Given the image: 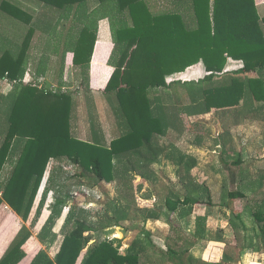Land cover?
<instances>
[{
	"label": "trees",
	"instance_id": "16d2710c",
	"mask_svg": "<svg viewBox=\"0 0 264 264\" xmlns=\"http://www.w3.org/2000/svg\"><path fill=\"white\" fill-rule=\"evenodd\" d=\"M36 1L43 11L34 18L14 4L0 0V20L6 16L27 27L21 40H11L3 35L5 26L0 23V81L12 85L7 94L0 89V175L4 166L15 160L0 181V206L5 203L17 218L26 222L49 161L66 163L75 172L68 175L63 168L51 172L41 204L48 192H52L53 201L48 207V219L36 235L40 246L32 257L26 256L22 249L31 236L30 229L22 226L0 258V264H159L161 258L151 260L148 246L141 240L122 252L103 234L112 227L124 229V223L131 219L140 218L144 222L160 219V212L142 210L136 205L131 184L135 178L150 180L154 173H146V168L150 170L160 156L165 155L173 162L180 184L191 182L192 171L198 166L196 159L177 150L167 153L161 145L169 131L175 134L186 131L188 115L242 107L239 110L248 119L261 121L264 17L257 12L259 0H165L152 6L145 0ZM69 15L72 20L68 22L71 27L66 38L57 35L55 43L52 41L47 48L52 49L51 55L60 56L61 67L70 64L79 68L80 81L75 94L23 83L36 32L54 33L55 22H65ZM103 19L109 22L112 38L108 46L96 42L98 22ZM45 55L40 59L37 76L46 73ZM105 65L114 69L101 91L115 123L110 125V137L104 136L90 115V135L76 137L72 133V120L79 100L75 97L80 91L87 95L95 89L100 73L97 70ZM196 65L205 73L197 84L168 80ZM179 86L184 91L177 94ZM150 93L154 95L151 97ZM232 151L237 152L233 144L224 145L222 159L230 157ZM242 163L238 154L232 165L238 168ZM204 173L214 175L209 169ZM115 181L124 189L112 205L113 215L106 212L94 221L86 210L80 209V204L72 202L65 218V225L70 227L63 233L55 258H50L47 250L56 240L53 227L70 196L82 188L91 191L102 182ZM261 182L264 175L257 185ZM226 196L229 203L245 198L238 190L227 191ZM199 203L197 199L181 197L173 189L164 199L170 213L186 211L188 217ZM206 205L211 206L209 201ZM195 215V236L205 239L207 216ZM253 217L258 223L257 236L264 245V205ZM13 221L14 216L9 214L0 226V246L8 235L4 229L12 227ZM36 221L35 218L31 227ZM145 235L152 240L148 232ZM149 245L157 249L154 242ZM222 260H235L227 244Z\"/></svg>",
	"mask_w": 264,
	"mask_h": 264
},
{
	"label": "rangeland",
	"instance_id": "374dc122",
	"mask_svg": "<svg viewBox=\"0 0 264 264\" xmlns=\"http://www.w3.org/2000/svg\"><path fill=\"white\" fill-rule=\"evenodd\" d=\"M5 1L25 10L26 13L34 18H37L43 11L41 3L36 0ZM58 16L52 15L55 18H58ZM71 18L72 15H69L65 22H59L58 24L55 22L54 33L37 31L34 35L33 50L41 53V58L43 53L46 54V73L51 64L55 68V71L50 73L41 87L46 90L60 91L73 95L77 91L80 81L79 70L77 71L76 67H74L68 77H65V64L61 67L60 56L58 54L54 55V53L51 55L52 49L47 48L48 44L53 43L52 41L55 43L57 35L59 36L58 38H66L71 27L68 24L72 20ZM0 23L5 26L3 35L11 40H21L27 32V27H22L18 22L12 21L6 16H1ZM6 29L7 34L5 32ZM101 70L97 71L100 72ZM204 75L202 67L196 65L183 73L172 75L168 80L179 84L190 82L197 84ZM61 76L62 80L65 77L63 82L68 84L67 86L61 87ZM6 84L5 81H0L2 93L12 89V87H6L7 89H5L4 85ZM182 87L179 86L177 94L180 91H184L181 89ZM95 90L93 89V93L90 90L91 92H88L89 94L87 95L80 91V94L75 97L79 100L77 112L72 120V133L76 137L88 138L90 135L89 115L95 120L104 136L106 138L110 137L109 129L114 120H111L109 108L101 95V91L95 92ZM150 95L152 97L154 94L150 93ZM179 109L182 110V108ZM239 109L227 112L212 110L204 115H188L185 124L186 131L183 134H175L169 131L161 141V145L166 148V152L170 153L177 150L192 156L197 161L198 166L192 171L191 182L185 186L180 184L175 175L176 167L173 162L166 159L165 155L160 156L157 164L152 165L150 170L146 168V171L148 170L146 173H149V171L154 173L150 180L140 177L131 181L137 201H135L136 205L142 210L160 212L159 221L150 219L144 222L140 218L131 219L124 223V229L112 227L105 230L103 237L113 240L114 246L118 247L119 251L122 252L127 251L134 241L141 240L144 245L148 246L146 248L148 249L147 254L151 260L161 258L159 264H202L199 260L193 259L194 262L190 261L187 256V248L190 247L189 245H194L196 241H201L205 247L204 258L210 259L209 264H264V245L260 237L257 236L258 223L253 217V213L262 210L264 205V182H261L260 186L257 185L258 180L264 175L260 170H264V125L262 124L264 116L259 118L261 121L248 119V116L244 115L245 112ZM229 144H233L237 152H230V157L224 160L221 156V149L224 145ZM238 154L243 163L236 168L232 165V162L237 158ZM14 162L15 160L11 161L9 166L7 164L4 166L0 181L4 180L9 172L8 168ZM59 168L66 170L68 175H72L75 172V169L66 165V163L50 160L28 221L22 222L18 219L10 235L6 238V242H8L22 226L28 227L31 236L22 249L29 258L40 246L36 235L48 219L50 214L48 207L53 201L52 192H48L43 204H41L43 192L46 189L51 172L55 173ZM207 169L213 172L214 175L212 177L204 173V170ZM122 189L124 188L121 187V184L118 183L117 185L115 181L110 184L102 182L94 186L91 191L82 188L80 191L74 192L53 227L56 240L53 246L47 250L50 258H55L59 244L63 239V233L70 227V225H65V218L69 213V207L72 202L80 204V209L86 210L90 214L91 219L96 221L106 212L111 216L113 215L112 205L116 202V198L120 197ZM172 189L181 197L187 196L200 202L194 205L192 214H206L205 226L208 224L213 232L208 234L214 236V239L224 237V241L230 247L231 252H233L235 260L231 262L224 261L223 263L222 254L224 249H219L218 245H208L203 242L205 240L195 236L197 227L196 215H194L195 218L193 216L192 218H187L186 211L170 213L166 209L164 199ZM230 190L241 191L245 194V198L229 203L226 194ZM207 201L210 202V207L206 205ZM5 211L8 212L6 208ZM0 216L4 217L1 212ZM35 218L37 221L31 227V223ZM151 223L155 224L151 225ZM145 232L151 235V241H149V238L147 240ZM115 235H119L120 239L115 238ZM149 242H154L157 249L150 248ZM169 252H175V255H167Z\"/></svg>",
	"mask_w": 264,
	"mask_h": 264
},
{
	"label": "crops",
	"instance_id": "0c3cea01",
	"mask_svg": "<svg viewBox=\"0 0 264 264\" xmlns=\"http://www.w3.org/2000/svg\"><path fill=\"white\" fill-rule=\"evenodd\" d=\"M147 3H149L151 6L152 5H157L159 2L161 3H164L165 0H145ZM257 12H258V15L260 17H264V0H259L258 4H257ZM96 42L97 43H102L103 45H110L112 43V38H111V33H110V29H109V22L107 19H103L101 21L98 22V26H97V35H96ZM41 58V53H39L38 51H32V53L30 54V59H29V63H28V68H27V71L24 75V78L22 80L23 83H28V82H31L33 84H36L38 85L39 87H41L44 82L46 81L47 77L50 75V73L54 72L55 71V68L52 66V64L50 65L49 67V70L48 72L44 75V76H37V69H38V66H39V60ZM72 68H74V66L70 65V64H66L65 65V72H64V76L65 77H68L69 73H71L73 70ZM77 71L79 70L78 67L75 68ZM114 69L111 67V66H108V65H105L103 67V69L100 71L99 73V78H98V81L97 83L95 84V92L96 91H103L111 74L113 73ZM65 77L63 80H65ZM62 80V76L60 78V85L61 87H64V86H67L68 84H64ZM5 86V89L7 88H11V84L7 83ZM7 87V88H6ZM68 88V87H67ZM93 89V88H92ZM10 90H8L7 92H3V93H8ZM92 93H93V90H92ZM9 166V164H7ZM11 167V166H10ZM9 167V168H10ZM8 168V171L10 170ZM0 208H3V209H0V212L1 214L4 215V217H1L0 216V226L3 224V221L5 220V218L11 214L14 216V221H13V226L10 227V225H8L5 229H4V233L5 235H7V237L10 235V232L12 230V228L14 227L16 221L19 219L17 218L13 211L11 210L10 207H8L5 203L2 204L0 206ZM5 208L8 210L5 211ZM7 214V215H6ZM195 214H191L189 217L187 218H195L194 216ZM20 220V219H19ZM159 221V220H158ZM155 223H151V225H153ZM147 230V229H146ZM160 230V229H159ZM206 232H207V235L205 237V239H202L201 240H205L203 242H206L208 245L209 244H213V245H218L217 247L220 249H224L225 248V241H224V237L222 238H217V239H214L215 237L214 236H211L209 235L208 233H213L212 230L210 229V226L207 224L206 225ZM19 230H17L18 232ZM148 231V230H147ZM163 231V230H162ZM16 232V233H17ZM16 233L14 234V236L16 235ZM160 233V232H159ZM161 234V233H160ZM14 236L11 237V239L8 241V242H4V244L2 243V245L0 246V258L2 257V255L4 254L5 250L7 249V247L9 246L10 242L13 240ZM6 237V238H7ZM200 240V239H198ZM38 243V242H37ZM39 244V243H38ZM61 244V243H60ZM60 244H59V247H60ZM37 245V244H36ZM155 245V244H154ZM156 246V245H155ZM36 247V246H35ZM58 247V249H59ZM57 249V250H58ZM188 249V257H191L192 259L194 260H199L200 263L202 264H209L210 262V259L207 260L206 258H204V251H205V247L203 246L202 242L200 241H196V243L190 247L187 248ZM216 262V261H214ZM224 263V261H223Z\"/></svg>",
	"mask_w": 264,
	"mask_h": 264
}]
</instances>
